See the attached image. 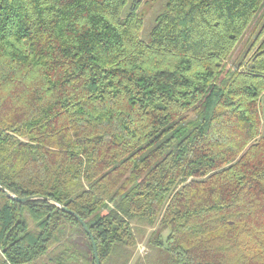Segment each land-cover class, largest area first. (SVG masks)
Listing matches in <instances>:
<instances>
[{"label":"trees","instance_id":"obj_1","mask_svg":"<svg viewBox=\"0 0 264 264\" xmlns=\"http://www.w3.org/2000/svg\"><path fill=\"white\" fill-rule=\"evenodd\" d=\"M126 6L0 0L3 264H264V0Z\"/></svg>","mask_w":264,"mask_h":264},{"label":"rangeland","instance_id":"obj_2","mask_svg":"<svg viewBox=\"0 0 264 264\" xmlns=\"http://www.w3.org/2000/svg\"><path fill=\"white\" fill-rule=\"evenodd\" d=\"M134 0H128V6L129 4ZM139 1L138 11L143 19V31L142 35H146L148 31L150 30L153 20L156 17V15L161 11L164 0H135ZM126 6L124 8V11L127 9ZM2 201L0 199V205ZM134 233L135 238L137 241V245L134 249V257L131 261V264L134 262H141L142 264H148L151 258L155 255L152 250L149 249V247L146 245L147 238L152 231V228L146 225H139L134 223ZM166 231H164V234ZM64 239L67 244L71 245V247L76 248L79 251L86 252L88 250V242L86 241L85 237L80 233L78 228H72L69 229L68 232H66ZM53 264L51 261H49L47 258H41L38 261H35L31 264ZM0 264H3L1 254H0Z\"/></svg>","mask_w":264,"mask_h":264},{"label":"water","instance_id":"obj_3","mask_svg":"<svg viewBox=\"0 0 264 264\" xmlns=\"http://www.w3.org/2000/svg\"><path fill=\"white\" fill-rule=\"evenodd\" d=\"M0 190L3 191V193L5 194V196L7 198H10L12 199L13 201L15 202H18V203H25L27 201L30 200L29 197H25V198H18V197H15V196H12L11 194H9L4 188L3 186H1L0 184ZM60 208L63 210V211H66L68 212L69 214L73 215L77 221L79 222V224L81 225V227L83 228V230L85 231V233L88 235L89 239H90V242H91V246H92V250H93V255H94V260H95V264H100L99 262V259H98V256H97V250H96V245H95V242L93 240V237L91 235V233L89 232L86 224L84 223L83 220H81L76 214H74L73 212L71 211H68L66 208L60 206Z\"/></svg>","mask_w":264,"mask_h":264}]
</instances>
